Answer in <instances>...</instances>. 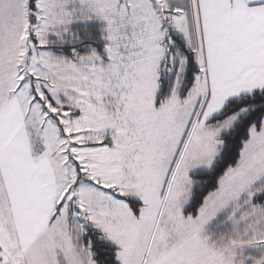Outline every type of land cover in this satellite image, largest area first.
I'll return each mask as SVG.
<instances>
[{"label":"snow or ice","instance_id":"snow-or-ice-1","mask_svg":"<svg viewBox=\"0 0 264 264\" xmlns=\"http://www.w3.org/2000/svg\"><path fill=\"white\" fill-rule=\"evenodd\" d=\"M0 264H264V0H0Z\"/></svg>","mask_w":264,"mask_h":264}]
</instances>
